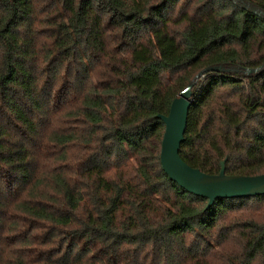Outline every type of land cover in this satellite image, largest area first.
I'll use <instances>...</instances> for the list:
<instances>
[{
	"label": "trees",
	"instance_id": "trees-1",
	"mask_svg": "<svg viewBox=\"0 0 264 264\" xmlns=\"http://www.w3.org/2000/svg\"><path fill=\"white\" fill-rule=\"evenodd\" d=\"M244 1L0 0V264H264V195L207 209L160 163L193 85L183 161L264 174V0Z\"/></svg>",
	"mask_w": 264,
	"mask_h": 264
},
{
	"label": "water",
	"instance_id": "water-1",
	"mask_svg": "<svg viewBox=\"0 0 264 264\" xmlns=\"http://www.w3.org/2000/svg\"><path fill=\"white\" fill-rule=\"evenodd\" d=\"M234 1L241 2L247 9L252 8L244 0ZM252 11H259L262 14L257 8H253ZM215 69L220 71V68ZM206 71L208 70L204 72ZM203 73L199 76L202 77ZM192 87L193 85H189L174 99L168 115H159L165 124L160 153V163L164 173L185 191L207 199V209L219 199L264 195V174L257 176L228 175L225 160L221 164L219 174L212 175L189 166L181 158L180 150L185 141L188 116L192 106Z\"/></svg>",
	"mask_w": 264,
	"mask_h": 264
},
{
	"label": "rangeland",
	"instance_id": "rangeland-1",
	"mask_svg": "<svg viewBox=\"0 0 264 264\" xmlns=\"http://www.w3.org/2000/svg\"><path fill=\"white\" fill-rule=\"evenodd\" d=\"M251 208L248 210V212L245 214L247 218L251 217L252 219H255L257 221H263L264 222V204H253L250 206Z\"/></svg>",
	"mask_w": 264,
	"mask_h": 264
}]
</instances>
